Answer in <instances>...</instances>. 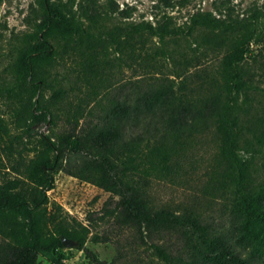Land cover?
<instances>
[{
  "label": "trees",
  "instance_id": "16d2710c",
  "mask_svg": "<svg viewBox=\"0 0 264 264\" xmlns=\"http://www.w3.org/2000/svg\"><path fill=\"white\" fill-rule=\"evenodd\" d=\"M37 4L43 18L18 52L16 80L0 85V97L19 103L15 113L28 110L32 120L62 127L42 134L33 155L21 157L11 166V175L0 180V264H41L39 255L61 264L62 235L77 241L75 247L87 252L91 264H115L85 247L88 225L68 220L61 206L50 202L47 192L59 171L118 195L110 211L116 225L133 229L151 245L161 264H253L264 258V177L259 181L253 177L255 154L264 145V117L244 120L238 104L248 86L243 63L264 12L238 20L199 10L189 17L186 29L139 21L101 31L86 26L64 0ZM198 27L207 30L209 42L224 47L218 77L205 83L207 92L186 94L177 91L181 86L168 83L132 103L117 98L103 103L98 98L110 47L134 51L149 36L162 40L167 35H190ZM65 54L76 58L78 81L85 83L75 101L60 83H49L51 67ZM48 88L52 97L46 101ZM91 101L99 106L97 113L87 109ZM210 129L217 148L209 184L217 192H228L239 248L200 213L157 205L150 193L155 179L179 174L189 135Z\"/></svg>",
  "mask_w": 264,
  "mask_h": 264
},
{
  "label": "rangeland",
  "instance_id": "374dc122",
  "mask_svg": "<svg viewBox=\"0 0 264 264\" xmlns=\"http://www.w3.org/2000/svg\"><path fill=\"white\" fill-rule=\"evenodd\" d=\"M64 1L86 26L101 31L115 26L127 27L139 21L186 29L189 17L199 10H210L217 16L238 20L258 11L264 12V0ZM42 18L37 0H0V85L16 80L18 52L30 41L28 34ZM257 22L258 33L243 63L248 86L238 97L242 119L255 122L264 117V16ZM209 41L207 30L198 27L190 35H167L162 40L157 35L149 36L144 44L136 45L134 51L126 47L122 52H116L110 47L103 70L104 87L98 98L103 103L109 98L132 103L138 96L152 94L151 89L168 83L177 89L181 86L177 91L186 94L207 92L205 83L210 77H218L217 69L224 52V47L218 48ZM75 59L73 54L58 58L49 76V83H60L74 101L83 94L85 84L78 81ZM183 85L186 86L183 88ZM51 97L52 88H48L45 100ZM154 102L157 104L155 97ZM93 103L91 101L87 109L97 113L99 106ZM18 106L16 100L0 97V180L11 175V166L21 157L33 155L42 134H54L62 127L45 119L32 120L28 110L15 113ZM244 132L245 136H251L246 129ZM216 145L211 129L193 132L187 139V157L181 162L179 174L171 179H155L150 193L157 205L169 204L179 211L185 207L200 213L202 219L239 248L235 242L236 217L230 211L228 192H217L209 184ZM244 156H247L245 152ZM255 160L253 177L259 181L264 177V145L258 147ZM47 193L50 202L59 204L68 220L74 218L88 225L90 232L85 247L97 258L114 260L115 264H161L151 245L136 237L133 229L116 225L110 211L116 206L118 195H110L95 184L62 171L55 175V185ZM171 239L177 241L174 236ZM61 250L65 255L61 264H91L83 249L64 246ZM240 251L245 252L241 248ZM38 260L41 264H53L41 255ZM253 264H264V258Z\"/></svg>",
  "mask_w": 264,
  "mask_h": 264
},
{
  "label": "water",
  "instance_id": "95a60500",
  "mask_svg": "<svg viewBox=\"0 0 264 264\" xmlns=\"http://www.w3.org/2000/svg\"><path fill=\"white\" fill-rule=\"evenodd\" d=\"M61 240L63 246H75L77 244V241L64 235L61 236Z\"/></svg>",
  "mask_w": 264,
  "mask_h": 264
}]
</instances>
